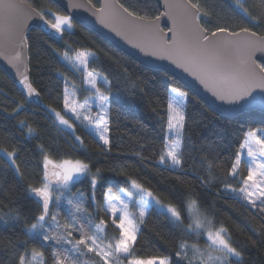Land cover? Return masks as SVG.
Masks as SVG:
<instances>
[{
    "label": "snow or ice",
    "instance_id": "1",
    "mask_svg": "<svg viewBox=\"0 0 264 264\" xmlns=\"http://www.w3.org/2000/svg\"><path fill=\"white\" fill-rule=\"evenodd\" d=\"M247 2L234 0L229 9L233 18L238 16L244 25H237L238 31L230 30L231 25L226 23L221 26L220 12L224 9L208 0L203 4L201 0L195 3L193 0H165V12L151 20L148 16L150 0H138L145 6L144 15H138L123 4L107 2L95 14L100 24L111 28L145 55L169 60L194 77L218 102V110L224 116L223 126L212 133L211 139L194 138V126L198 121L187 113L189 91L176 86L167 89L163 115L151 107L156 101H150L149 111L158 119V135L162 142L156 151L157 166L179 173L173 177L177 190H183L184 177L193 176L202 188L212 189L218 185L216 196L238 198L264 219V127L246 131L238 148L233 147L231 139L232 129L238 127L237 117L254 113L257 108L264 113V35L254 30L264 29V0L251 5V10L245 7ZM88 3L91 4V0ZM67 6L80 7L78 4ZM47 13L51 14V19L43 10H29L22 0H0V48L13 50L9 63L20 77L24 94V101H15L10 113L3 109L5 118L19 116L25 110V103L39 104L53 126L79 145L86 149L84 139L77 134L78 128L97 141L99 151L96 155L111 154L113 129L118 128L111 119L113 104L129 105L138 98H146L150 80L143 76L130 80L127 67L111 74L109 79V74L104 71L89 68V58L95 53L67 46L63 52L54 50L66 62L68 70L78 74L83 83L77 85L67 73L60 72L62 110L43 104L41 92L33 86L29 76L25 52L30 47L26 35L28 20L39 17L40 31L49 35L47 29L62 34L66 27L75 26L71 15L51 7ZM162 16L171 20L166 31L160 28ZM150 79L155 80V77ZM81 89L89 93L82 102L77 95ZM191 98L202 103L195 96ZM203 119L202 116L201 122ZM137 123L144 127L142 121ZM16 124L21 127L22 137L41 138L39 128L26 119L16 120ZM139 139L144 143L138 142L140 151L134 154L151 162L152 158H145L143 153L152 142L146 137ZM36 147L41 156V173L34 180L25 175L18 163L21 147L13 146L9 150L0 145V172L12 170L18 179V190L5 191L0 186V197L7 199L9 205H20L9 207L0 201V221L4 225L10 221L22 222L24 237L19 239L15 231L10 237L0 236V264H32L38 258L43 260V247L50 249L51 264H88L82 258L89 255L98 258L102 264H123L124 260L127 264H245L250 246L259 244L264 248V225L252 229L254 234L258 233V241L239 242L223 224L217 226L211 207L206 206L195 191H187L175 203H166L150 187H145L146 182L123 168L95 167L93 170L90 157L55 160L45 143H37ZM114 176L121 180L114 181ZM85 180L86 189L76 187ZM113 182L118 184L117 189L108 186ZM236 183L240 186L236 187ZM29 201L35 207L25 213L24 203ZM62 206L65 207L63 216L59 211ZM6 207L8 210L4 211ZM154 208L165 218L171 233L180 237L178 250L173 254L175 260L170 256L140 259L134 255L140 226H146ZM109 229L116 231L114 239L109 238ZM202 237L205 238L203 247L199 243H189L190 238L199 240ZM32 240H38L42 245L40 251L29 247ZM17 245L22 246L23 251Z\"/></svg>",
    "mask_w": 264,
    "mask_h": 264
},
{
    "label": "trees",
    "instance_id": "2",
    "mask_svg": "<svg viewBox=\"0 0 264 264\" xmlns=\"http://www.w3.org/2000/svg\"><path fill=\"white\" fill-rule=\"evenodd\" d=\"M22 1L27 2L39 11H45L49 19L52 18L51 14L47 13V9L50 7L65 13L51 0ZM119 2L130 10L137 11L138 15L145 14V6L138 3V0H119ZM193 2L195 3L196 0H193ZM258 2L259 0H248L245 7H249L251 10V5ZM91 3L98 6L97 0H91ZM201 3L203 4L204 0H201ZM208 3H215L223 7L224 11L220 12L223 19L219 21L221 26L225 23L229 24L231 25L230 30L233 31L239 30L237 25L244 26L238 16L233 18L229 13V9L234 5V0H208ZM150 4L151 10L148 16L149 19H152L160 15L161 10L156 0H150ZM217 11H220L219 7ZM213 19L215 21V17ZM73 23L75 24L74 30L64 31L60 40L47 35L38 28L30 29L28 35L30 79L33 86L41 92L43 104L50 105L58 111L62 110V99H60L59 94L63 87V81L60 78V72L67 73L72 80L76 81L77 85H82L83 83L78 74L68 70L65 66L66 62L62 61L59 53L54 50L59 49L63 52L67 46H71L74 50H87L95 53L94 56L89 58V68L104 71L109 74V79L112 78L111 74L122 71L123 67H127L130 80H135L138 76L149 79L148 96L146 98H138L135 103L129 105L113 104L114 111L111 119L113 125H118V128L114 127L113 129L112 153L98 156L96 155L99 151L97 141L92 136L87 135L79 128L77 129V134L84 139L85 149L84 146L75 142L71 136L53 126L47 113L40 105L30 102L25 103V110L19 116L6 119L3 109H7L10 113L12 108L15 107V101H24V94L20 92L14 81L0 67V145L7 147L9 150H12L13 146L21 147L18 163H20L25 175H30L34 180L40 175L41 156L36 145L37 143H45L55 160L87 159L90 157L94 163L93 170H95V167L105 169L116 167L118 170L123 168L129 174L140 179L141 182H146L145 187H150L166 203H175L187 191H195L205 201L206 206L211 207L212 215L218 221L217 226L223 224L239 242L250 243V240L258 241V233L254 234L252 229L264 225V219L261 218L258 212L247 207L245 202L238 198L221 199L214 194L218 185H214L212 189L202 188L199 181L193 176L184 177V184L181 186L183 190H177L173 185V177L179 175V173L170 172L162 166L158 167L155 162L157 158L156 151L161 148L162 142L161 137L158 135L159 122L157 117L149 111V102L155 100L156 102L152 103L151 107L157 108L163 115L167 89L176 86L190 92L191 95L187 101V113L198 121L194 126V138L204 136L211 139L212 133L223 126L224 116L213 110L169 73L140 64L100 34L74 20ZM205 26L209 25L206 24ZM254 30L264 35V29ZM114 61H119V63H114ZM57 69L60 71L57 72ZM151 77H155V80H151ZM84 96L85 92L81 89L79 97L83 99ZM192 96H195L202 103L193 101ZM204 109H207V111ZM202 116L205 119L201 122L200 118ZM217 116L220 118L216 119ZM19 119H26L33 127H38L41 132V138L34 140L22 137L21 127L16 124V120ZM262 119H264V113L258 110L243 117H237L238 127L233 128L231 131L233 147H239V143L242 142L246 131L254 127H264V123H261ZM138 121L143 122V128L137 123ZM140 137H146L152 142V146L148 151L143 153L145 158H152L151 162L134 154L140 151L138 142L144 143L143 139H139ZM199 142L197 140L198 144ZM225 155H228V153H225ZM105 174L110 177L113 176V173L110 172ZM244 175H247L246 169ZM120 180L121 177L114 176V181L119 182ZM0 186L5 191L9 189L18 190V179L12 170L0 172ZM108 186L114 189L118 188V184L115 182ZM119 186L123 187V184L120 183ZM235 186L239 187L240 185L236 183ZM76 187L86 189L87 181L85 180ZM97 198H100L99 193ZM0 201L9 207L20 206L19 204L9 205V201L3 197H0ZM34 207L35 205L31 201L25 202L23 211L27 213ZM7 210L6 207L4 211ZM59 211L61 216H63L65 207L62 206ZM140 227L141 232L138 233V243L134 254L136 258L146 259L153 256H170L173 260L176 259L173 254L178 250L177 244L180 242V237L176 233H171L167 221L159 214L158 209L154 208L146 226ZM22 229V222L10 221L8 225H4L3 221H0V236L10 237L11 233L15 231L17 237L22 240L24 239L21 232ZM108 235L109 238L114 239L117 233L114 229H109ZM189 243H199L203 247L205 238L202 237L199 240L190 238ZM17 247L20 251H23L22 246L17 245ZM29 247H35L37 251L42 249V245L38 240H32ZM43 251L47 258L46 263L51 264L50 249L43 247ZM246 257L245 264H264V248H261L259 244L257 247L250 246L246 252ZM4 258L7 259L6 256Z\"/></svg>",
    "mask_w": 264,
    "mask_h": 264
},
{
    "label": "water",
    "instance_id": "3",
    "mask_svg": "<svg viewBox=\"0 0 264 264\" xmlns=\"http://www.w3.org/2000/svg\"><path fill=\"white\" fill-rule=\"evenodd\" d=\"M55 4H57L66 14L71 15L73 20L86 26L87 28L93 30L94 32L100 34L109 42H111L115 47L128 54L134 60L139 62L142 65H145L149 68L163 70L174 78L179 80L187 89L197 95L201 100H203L207 105H209L213 110L220 113L218 110L217 103L214 101V98L211 96L207 90L203 88L202 85L188 73L183 72L182 69L177 68L171 61L169 60H161L157 57H153L150 55H145V53L141 52L140 49L134 47L132 44H129L125 39L121 36L116 35L115 32L112 31L111 28L105 27L100 24L99 20L96 16V11L103 7L105 3L110 4H121L119 0H97L98 6L89 4L88 0H51ZM25 3L29 10L39 11L30 4L25 1ZM161 13L165 12V0H156ZM70 4H78L80 7H68ZM94 6V7H93ZM160 13V14H161ZM151 20V19H150ZM39 17H32L28 20L26 35H29L31 28H38ZM171 26V20L168 17H161L160 20V28L164 31L167 30L168 27ZM44 32V31H43ZM46 33V32H44ZM47 33H51V37L60 40L62 38L63 33H56L55 30L47 29ZM26 55L28 57V67L30 69V58H29V48L25 50ZM14 55L12 49H4L0 48V67L5 71V73L14 81L20 92L23 94L22 85L19 83L20 77L18 76L15 68L12 64L9 63V58ZM30 76V71H29ZM42 100V98H41ZM39 105V104H37ZM256 110L260 111L259 108ZM221 114V113H220Z\"/></svg>",
    "mask_w": 264,
    "mask_h": 264
},
{
    "label": "rangeland",
    "instance_id": "4",
    "mask_svg": "<svg viewBox=\"0 0 264 264\" xmlns=\"http://www.w3.org/2000/svg\"><path fill=\"white\" fill-rule=\"evenodd\" d=\"M74 24V23H73ZM75 25V24H74ZM74 28H75V26L74 27H72V28H65V31H73L74 30ZM85 87H87L86 85H85ZM69 91H70V93L72 92V89L70 88L69 89ZM89 93H87V92H85V96L86 95H88ZM77 95H78V98L81 100V102H82V100L83 99H81L80 97H79V92L77 93ZM92 112L93 113H95L96 112V107L95 106H93V108H92ZM68 119H72V117L71 116H68L67 117ZM61 127H63V126H61ZM133 199H135V197H133ZM46 256L43 258V260H41V259H36V260H34L33 262H32V264H47L46 263ZM82 259H84V260H86V261H88V264H102V262H100L99 260H98V258H95V257H93V256H85V257H83ZM121 259L123 260V257H121ZM140 259H143V258H140ZM146 259H149V258H146ZM123 264H127V260H124L123 261Z\"/></svg>",
    "mask_w": 264,
    "mask_h": 264
}]
</instances>
